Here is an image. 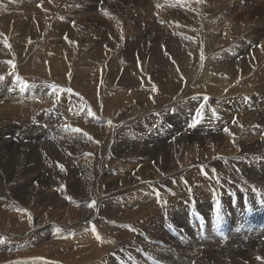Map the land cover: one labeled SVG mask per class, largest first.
<instances>
[{
	"label": "bare ground",
	"instance_id": "6f19581e",
	"mask_svg": "<svg viewBox=\"0 0 264 264\" xmlns=\"http://www.w3.org/2000/svg\"><path fill=\"white\" fill-rule=\"evenodd\" d=\"M60 1L0 0V264L44 256L65 264H264V45L258 47L256 40L264 27L261 21L250 23L256 9L243 0H152L154 7L133 1L122 7L113 0L93 5L71 0L73 6L61 7ZM114 3L113 14L124 11L131 24L110 15L112 31L83 24L98 30L97 39L81 36L76 23L82 12L101 7L105 18ZM257 3L264 13V0ZM234 4L246 5L236 18ZM136 10L160 14L165 26L158 32L154 24L137 21ZM67 13H73L74 24L64 20ZM242 15L246 22L238 23ZM57 30L68 39H54ZM42 34L53 35L42 43L54 46H47L53 52L51 58L44 56L48 63L36 60L40 50L25 51ZM11 46L18 47L20 65ZM116 55L129 64L115 60ZM182 62L190 71L179 72ZM192 74L198 77L187 82ZM103 84L113 89L110 96L104 97ZM203 99L204 112L197 119L199 108L190 111L184 103L199 105ZM55 111L65 118L49 115ZM158 114L176 117L170 122L177 130L170 131ZM180 114L190 117L188 125ZM12 117L19 125L9 122ZM37 118L68 129L57 128L53 138L35 125ZM138 118L151 125L137 136ZM120 129L111 140V131ZM25 139L36 142L38 151ZM109 154L111 167L102 157ZM35 164L55 179L44 193L38 190L44 178ZM67 167H75L69 176H78V188L62 179ZM150 183L160 192L172 187L165 199L169 210L174 208L175 228L158 212L163 197ZM35 191L46 200L33 197ZM92 201L95 206L89 207ZM58 203L66 207L57 209ZM32 215L36 227L30 232ZM144 221L156 223L140 229L135 239ZM113 227L123 231L120 242L110 240L119 236L109 235ZM8 231L30 236L7 239ZM164 231L170 241H164Z\"/></svg>",
	"mask_w": 264,
	"mask_h": 264
},
{
	"label": "rangeland",
	"instance_id": "374dc122",
	"mask_svg": "<svg viewBox=\"0 0 264 264\" xmlns=\"http://www.w3.org/2000/svg\"><path fill=\"white\" fill-rule=\"evenodd\" d=\"M68 4L66 5L65 3H64V0H61L60 2H59V4L58 5H61V7H64V5L65 6H73V5H70V1L71 0H65ZM84 1H86V4L88 3V1H90L87 5H93V4H100V1L99 0H84ZM96 1V2H95ZM114 2H119L121 5H122V7H129V3L131 2L132 3V1L135 3V4H137V6H138V4H140L141 6H143V5H148V4H152L153 5V7H154V4H153V1L152 0H139V2H138V0L136 1V0H113ZM142 1H145L144 3L142 2ZM244 2L243 3H247L248 1H249V7L250 8H253L254 7V9H256V12H253V14L251 15V17L249 18L250 19V23H253V22H256V21H261V22H263V24H264V13H261V11L259 10V8L257 7V0L256 1H252V0H243ZM251 1H252V3L254 4H252L251 3ZM93 2V3H92ZM95 2V3H94ZM129 2V3H128ZM138 2V3H137ZM150 2V3H149ZM221 2H225V3H228V0H221ZM255 2V3H254ZM146 3V4H145ZM143 4V5H142ZM116 4L114 3V5H112L113 7L110 9H107V16L104 18V17H102L103 15H104V13H105V10H101V7H99V9L98 10H92L90 13H89V11H86V10H84L85 12H82V14L81 15H83V16H79V18H78V20H77V23H76V27L78 28L77 30H81L80 31V33H81V36H83V34L85 35V36H87L89 39L90 38H93L94 36V38L93 39H97V36H96V32L98 31L97 29H94V30H92L91 28H89L90 30H88V29H84L83 27V24L84 25H87V26H89V27H94V26H98V27H101V29L102 28H104V32L105 31H107L108 29H110L109 27H111V31L114 29V27H112L111 26V24H110V26H109V20L108 19H110V15H114V16H116V17H118L119 15V20H120V22H125V23H123L124 25H126V26H128V24H131V17H129L128 16V20H127V16L126 15H128L127 13H125L124 14V11H123V13H120L119 12V14H116V13H114L113 14V8H114V6H115ZM237 4H234V6H236ZM241 6V7H240ZM240 6H236V8L234 7V10H233V15L235 16V14L236 13H238V11H240L242 8H244L242 5H240ZM238 8V9H237ZM73 10V9H72ZM89 10V9H88ZM102 11V13L101 12H99V14L97 13V11ZM250 10H252V9H250ZM264 10V9H263ZM108 12H109V14H108ZM251 12V11H250ZM86 13H88V14H86ZM110 13H112V14H110ZM138 13V14H137ZM226 12H223L221 15L224 17L226 14H225ZM227 13L228 14H231L232 13V10L231 11H227ZM68 14H71V16L70 15H68ZM97 14H98V16H97ZM103 14V15H102ZM146 14V12L143 14V10L140 12V10L138 11V10H136V14H135V18L137 19V21H139V22H141V23H145V24H148V22L149 23H152V24H154L155 25V27L157 28V30H159L158 29V27L160 28V27H162V26H165L164 24H166L164 21H165V19H163V18H161L160 17V14H155V16H150V15H145ZM88 15V16H87ZM90 15V16H89ZM96 15V16H95ZM100 15V16H99ZM122 15V16H121ZM123 15H125V16H123ZM142 15V16H141ZM93 16H94V18H93ZM143 16H145L144 18H143ZM157 16H159V17H157ZM244 15H242V18H238L239 19V22L238 23H241V21H243V23H245L246 22V19H243L244 17H243ZM245 16H247V15H245ZM254 16H256V17H254ZM92 17V18H91ZM121 17V18H120ZM157 17V18H156ZM89 18V19H88ZM97 18V19H96ZM102 18V19H101ZM107 18V19H106ZM140 18V19H139ZM148 18V19H147ZM150 18V19H149ZM158 18H160V19H158ZM235 18H236V16H235ZM82 19H84L83 21H82ZM86 19V20H85ZM89 21H88V20ZM96 19V20H95ZM153 19V20H152ZM238 19H235V21H237ZM64 20H71V23L72 24H74L75 23V19L73 18V13H67V16L66 17H64ZM123 20V21H122ZM160 20H163L162 22H160ZM81 21V23H79ZM98 21V22H97ZM127 21V22H126ZM151 21V22H150ZM153 21V22H152ZM107 23V24H106ZM229 25L231 24L230 22H227ZM161 24V25H160ZM263 24H261V26L262 27H264V25ZM67 26L68 25H70V23H68V24H66ZM159 25V26H158ZM109 26V27H108ZM65 29H67L66 28V26H65ZM92 30V31H91ZM88 31H90V32H88ZM96 31V32H95ZM161 30H159L158 32H160ZM102 32V31H101ZM104 32H102V33H104ZM56 34H59L60 33V31L59 30H57L56 32H55ZM79 33V34H80ZM66 34L67 33H60V35L58 36V37H55L54 39H56V40H62V39H64L65 38V36H66ZM104 34H106V33H104ZM107 34H109V33H107ZM43 36V37H42ZM81 36L79 35V37H80V41H85L83 38L81 39ZM41 37V38H40ZM45 37V38H44ZM39 40L41 41H37L36 43H34L33 45H31V46H29V49L28 50H25L26 52H28V53H30V50H31V55L32 54H34V53H36L35 51H38V50H40L41 52H39V58H37L35 55H33L34 57H36L37 59L36 60H38V59H40L43 63L44 62H50V59H48V58H44V56L46 55L47 57L49 56L50 58L53 56V52L52 51H50V49H49V47H51L52 48V50L54 49V46H53V44L51 43V42H48L47 43V45L45 46V45H43L42 43L44 42V41H46V40H52L53 39V35L52 34H42V35H40L39 36ZM46 38H48V39H46ZM50 38V39H49ZM44 39V40H43ZM91 40V39H90ZM256 40H257V44H258V47H261V45H264V44H261V43H264V32L260 35V36H258V37H256ZM91 42H92V40H91ZM51 43V44H50ZM35 45V46H34ZM45 46V48H42L43 46ZM49 45V47H47ZM39 46H41L40 48H38ZM91 45L89 44V47H90ZM62 47V46H61ZM104 48H105V46H103ZM254 47H255V45H254ZM33 49V50H32ZM35 49V50H34ZM86 49H88V48H86ZM106 49V48H105ZM15 50V51H14ZM46 50H48V53L46 52ZM84 50V49H83ZM94 47L93 48H90L89 49V53L91 52V53H94ZM123 50L125 51V53H129V48L128 47H125V48H123ZM61 51H63V52H65V49L63 48ZM155 51L156 52H158L156 49H155ZM10 52L13 54V60H14V62L15 63H17L18 65H20V63H21V60L20 59H22V58H20L21 56H20V52H19V50H18V47H13V46H11V50H10ZM86 53H88V51L86 50L85 51ZM84 52V53H85ZM43 55H42V54ZM46 53V54H45ZM65 53H67V52H65ZM19 54V55H18ZM51 54H52V56H51ZM40 55H42V56H40ZM62 55V56H61ZM85 55H87V54H85ZM244 56V55H243ZM41 57V58H40ZM59 59H60V61L61 62H63V60H62V58H63V54L62 53H60L59 54V57H58ZM120 57L118 56V55H116L115 57H114V59L115 60H117V61H123V63L125 62L127 65L129 64V59L128 58H126L125 56L124 57H122V59H120V60H118ZM76 61L77 60H79V59H75ZM124 63V64H125ZM182 63H186V62H182ZM188 64L186 63L185 65H183V69H180L179 70V72H182L186 67L185 66H187ZM189 66V65H188ZM18 67H20V66H18ZM154 71H155V69H154ZM187 71H190V69L189 68H186V72ZM12 74V73H11ZM198 77V75L197 76H195V75H191V77H190V79H189V81H187V82H190L191 81V79H195V78H197ZM33 81H37V82H40V81H42V79L41 78H39V77H35V76H33L32 78H31ZM163 80L164 81H167V75H165L164 76V78H163ZM22 84V83H21ZM65 84V83H64ZM63 84V85H64ZM65 86H67V85H65ZM107 84H103V90H104V97H106V95H109L111 92H113V89H110V88H107ZM68 89V88H67ZM111 91V92H110ZM110 96V95H109ZM103 97V98H104ZM113 99L114 98H111L110 97V100H112L113 101ZM115 100V99H114ZM190 101H186L184 104L186 105V109L187 110H190V111H192V109H193V107H197V108H200V103L202 104V103H204V99L199 103V105H198V103H196V102H193V103H191V104H188ZM0 105H3L4 104V101L2 100V101H0ZM102 105H104V101H102V103H101V108H102ZM190 105V106H189ZM99 106H100V104H99ZM192 106V107H191ZM224 110H226L225 108H224ZM171 113H176V109H172V111H170ZM104 113V112H103ZM50 116H52L53 118H57V119H64L65 117H64V115L63 114H61V113H59V112H57V111H55L53 114H49ZM140 115V116H139ZM137 117H141V118H144V119H146L144 116H142L141 114H139ZM172 116V115H171ZM182 115L180 114V117H181ZM190 116H191V114H190ZM157 117H158V120H159V118H160V122H164V123H166V125H167V128L170 130V131H173V132H175L176 130H177V126L175 125V127H174V124L173 123H171L170 122V119L171 118H174V120L176 119V117H174V116H172V117H163V116H160V114H158L157 115ZM185 120L187 119V125L189 124V122H190V117L188 118L187 116H182ZM180 118L181 120H184L183 118ZM150 119H153L154 117H149ZM163 118V119H162ZM12 119V120H11ZM140 118H138V119H136L137 121L139 120ZM136 121V123L137 124H135L136 126V128H137V133H136V135L138 136L139 134H142V132H144L142 129L143 128H149L150 127V125H151V123H141V122H137ZM145 121V120H144ZM153 121V120H152ZM9 122H13V124H15V125H19V123L20 122H17V121H14V117H12V118H9ZM168 122V123H167ZM143 124V125H142ZM172 124V125H171ZM35 125H37V126H40L41 128L40 129H42V130H44L46 133H47V135H49V136H51V137H55L56 136V129L58 128V129H60V130H62V131H65V130H67L68 128L66 127V126H64L62 123H61V125L60 124H57V125H51L50 123H48L47 121H46V119H44V118H37L36 120H35ZM127 125V124H126ZM125 125V126H126ZM134 125V124H133ZM140 128V129H139ZM175 128V129H174ZM173 129V130H172ZM140 130V131H139ZM121 131V129L120 130H116V131H111V135H110V138H111V140L112 139H115L114 137H115V135H117L119 132ZM115 133V134H114ZM121 135H125L124 133H122ZM11 139V138H10ZM124 139H125V136H123V137H121V138H119L118 139V141H124ZM13 140H14V142H17L18 143V139L16 138V137H14L13 138ZM21 142V140H19V143ZM24 142H25V144H32V145H34L35 146V151H38V147L36 146V142H34V143H31L30 142V140H28V139H25L24 140ZM116 149H117V147H115ZM51 151H53V152H55L54 154L56 155V156H58V153L56 152V150L55 149H53V150H51ZM39 156H41L40 155V153H37ZM103 157V159H104V165L105 166H110L111 167V162H112V159H110V158H112V156H111V154H109V156H102ZM107 161V162H106ZM111 161V162H110ZM150 163H151V160H148ZM35 166V168L37 169V170H40L41 171V178L43 177L44 179H47V180H44L43 179V181H44V186H41V188H38V190H40L41 191V193H44L45 191H46V188H48L50 185H51V183H52V181L53 180H55V179H51V176L53 175V174H50L49 172L47 173V175H45V172L43 171V169L42 168H40V165L38 164H35L34 165ZM67 169L69 170L68 172H63L64 173V176L65 177H62V179L64 180V182H65V184H71V183H74L75 185H76V188H78V180H79V178H78V176H76V175H74L73 174V176H69L72 172H75L76 171V169H75V167H67ZM212 169H214V171L216 172V168L215 167H212ZM75 170V171H74ZM39 171V172H40ZM201 172H204V174H205V172H206V170H204V167H201ZM40 175V174H39ZM42 175H45V176H42ZM49 175H51V176H49ZM65 178V179H64ZM56 179H57V176H56ZM110 179V178H109ZM108 179V180H109ZM157 179V180H156ZM156 179H154L155 181H158V180H161L160 178H156ZM32 180H34V178H32ZM31 180V181H32ZM66 180V181H65ZM97 181H99L98 179H97ZM46 182H47V184H46ZM186 181L184 180V185H186ZM47 185H49V186H47ZM153 185V186H152ZM154 185L155 184H153V183H150V185H149V187H151L156 193H157V195L159 196V198H161V197H163V198H161V199H163V200H161L160 202V208H161V211L160 210H158V212H161L162 214H163V216H166L165 218H169L170 220H171V222H169L170 220H168V219H166L165 220V222H167V220H168V222L166 223L167 225H168V227H173V228H175V223H174V219L173 218H171V217H173V214H172V211L174 210V208H172V207H170V210H169V208L167 207L168 206V201H167V199H165V197L166 196H168L167 195V192L168 191H171V190H173L172 189V187H166L165 189H164V191H158V190H156V189H154ZM40 187V186H39ZM45 188V189H44ZM61 189V188H60ZM169 189V190H168ZM44 190V191H43ZM60 190L58 189L56 192H59ZM38 192V191H37ZM36 191H35V194H34V196L33 197H39L41 200L43 199V201L44 200H46V196H43L42 197V195H38V193H37ZM169 197V196H168ZM36 199V198H35ZM61 205H59V203H58V205L57 206H55L57 209H61V208H65L66 207V204H64V205H62L61 207H60ZM163 206V207H162ZM167 207V209H166V207ZM164 209V210H163ZM163 211V212H162ZM167 211V212H166ZM169 213V214H168ZM32 224H31V231L30 232H33L34 230H35V227H36V220H35V217L32 215ZM75 220H76V218H75ZM157 220V219H156ZM35 221V222H34ZM105 222V221H104ZM75 223H77V220L75 221ZM154 223H156V221H154ZM153 222L152 223H148L147 221H144L143 222V225L145 226V227H136L137 228V230H135V234L136 235H134L133 237L135 238V239H137L138 238V236H139V230L140 229H148L150 226H152L153 224H154ZM171 223V225H169ZM125 224H127V223H124V225ZM131 224V229L133 228V226H132V223L131 222H129L128 223V226ZM174 225V226H173ZM95 226V225H94ZM104 226H105V223L104 224H102L101 225V230H103L104 229ZM116 226V225H115ZM96 227V226H95ZM116 227H118V226H116ZM125 227H127V226H125ZM97 228V227H96ZM105 230V229H104ZM113 230L115 231V232H113V233H111V234H109V235H119L118 237H113V238H110V240H112V241H116V242H120V238H123V237H120L122 234H123V231L122 230H120L118 233H117V229H114V227H113ZM184 230V229H183ZM134 231V230H133ZM160 231H162L161 229L159 230V232L158 233H161ZM30 232H26L24 235H22V234H17V233H13V232H11V231H8L7 232V234L5 235V234H3L7 239L9 238V239H13V238H19V237H23V238H27V237H29L30 236ZM164 233H165V236H164V241H170L171 240V238L168 236V233L170 234V232L169 231H164ZM167 233V234H166ZM10 235H12V236H10ZM138 235V236H137ZM105 235H103L102 236V238H107L106 236L104 237ZM127 236V238H130V237H132V235H131V233L130 234H127L126 235ZM125 236V237H126ZM167 236V237H166ZM166 237V238H165ZM169 238V239H168ZM166 239V240H165ZM121 246V245H120ZM77 248V247H76ZM113 250H115V248L113 249ZM130 253V252H129ZM112 254V253H111ZM207 257V256H206ZM58 258H60L59 256H58ZM31 259L32 258H30V259H23V260H17V262H16V264H63L64 262H62V260L60 261V259H54V258H50V257H46V256H44V257H39V258H33L32 259V261H31ZM41 259V260H40ZM42 259H44V260H42ZM28 261V263L26 262V261ZM48 260H49V262H48ZM32 263H31V262ZM37 263H36V262ZM47 261V262H46ZM65 264V263H64Z\"/></svg>",
	"mask_w": 264,
	"mask_h": 264
},
{
	"label": "snow or ice",
	"instance_id": "6c2138e0",
	"mask_svg": "<svg viewBox=\"0 0 264 264\" xmlns=\"http://www.w3.org/2000/svg\"><path fill=\"white\" fill-rule=\"evenodd\" d=\"M43 5L41 4L40 5V7H42ZM65 39L67 40L68 39V37L67 36H65ZM262 47H264V46H262ZM202 59H203V57H201ZM0 79H3V77H0ZM67 91H72V89H67ZM208 98L207 97H205V100H207ZM204 107H205V105L204 104H201L200 105V108L196 111V117H197V119H199L200 117H202V115H203V112H204ZM215 111V109H213V112ZM90 115H94V113H90ZM235 122V121H234ZM109 123H111V122H109ZM66 127H68V126H66ZM73 131H75V132H81L82 130L81 129H79V128H74L73 129ZM224 131L225 132H229V129L228 128H225L224 129ZM97 143H99V141H97ZM89 155H91V153L89 154ZM59 167L63 170L64 169V165H59ZM95 201H92V204H90L89 205V207H94L95 206ZM217 212H218V214H219V204H217ZM93 230L95 231V227L93 226ZM99 238V237H98ZM258 259H259V257H258Z\"/></svg>",
	"mask_w": 264,
	"mask_h": 264
}]
</instances>
